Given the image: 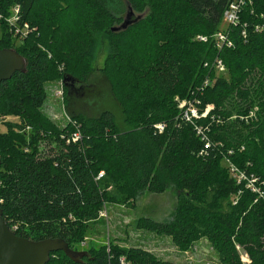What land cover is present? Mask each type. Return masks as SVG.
I'll use <instances>...</instances> for the list:
<instances>
[{
  "label": "trees",
  "instance_id": "1",
  "mask_svg": "<svg viewBox=\"0 0 264 264\" xmlns=\"http://www.w3.org/2000/svg\"><path fill=\"white\" fill-rule=\"evenodd\" d=\"M233 1L0 0L1 15L9 16L18 6L21 21L36 29L17 46L0 20V50L14 49L26 62L24 73L0 83V115L18 119L5 122L13 132L0 130V209L8 228L16 227V236L58 238L72 249L73 237L97 219L105 186L112 189L109 198L118 202L173 187L178 194L171 217L163 222L140 218L138 230L168 237L180 251L204 237L220 264H264V0H249L238 24L228 25L224 12ZM129 9L145 16L113 32ZM60 13L80 38L72 36L70 27L56 38ZM219 32L231 47H216ZM100 35L109 44L100 74L121 109L122 127L113 111L102 109L96 117L64 93L68 115L78 128L69 123L60 139L61 133L43 117L38 124L30 121L22 101L38 114L53 70L63 86L68 80L69 93L80 95L92 87L88 56ZM73 54L86 65L70 63ZM216 58L227 69L226 77L212 67ZM205 79L210 84L203 88ZM175 98L194 101L199 114L209 105L212 109L184 122ZM157 123L166 125L162 133L154 129ZM194 125L205 136H196ZM27 127V133L18 132ZM77 129L82 139L67 143ZM41 136L46 149H39ZM202 137L210 144L207 149ZM225 158L254 175L262 195L237 183L223 166ZM89 253L76 263L55 252L47 264H120L123 258L124 264H174L136 247Z\"/></svg>",
  "mask_w": 264,
  "mask_h": 264
},
{
  "label": "rangeland",
  "instance_id": "2",
  "mask_svg": "<svg viewBox=\"0 0 264 264\" xmlns=\"http://www.w3.org/2000/svg\"><path fill=\"white\" fill-rule=\"evenodd\" d=\"M145 15L132 13L130 20L142 18ZM125 19V18H124ZM56 38L61 35L62 29L70 27L72 36L81 37V33L76 30V27L70 24L69 19L64 13H60L57 17L56 23ZM11 33V32H10ZM13 34V32H12ZM14 43L19 46L23 44V40L11 35ZM198 39V36L196 37ZM16 51V50H15ZM109 51V44L107 37L104 35L98 36L94 46L91 49L90 58L91 67L94 74L89 82H92V87L84 91V93L70 92L69 87L61 85V78L54 75V70L51 73V78L46 82L44 91L46 100L39 109L38 114L33 112L29 104L23 99L25 112L30 116L29 120L35 124L39 123L40 116L47 120L48 123L56 127V131L60 132V139L67 135L66 127L69 123L77 127V123L72 121L67 112L66 99L64 93L71 96L70 100L78 99L81 102L82 109L91 115H99L102 109H109L113 111L118 127H122L121 109L117 104L113 94H111L105 79L101 77V69L104 66L106 56ZM78 67H84L86 64L79 61L76 55L69 57ZM60 61H58V64ZM63 63V62H62ZM63 64L58 65V69L64 71ZM70 70L71 67H70ZM218 76L226 77L228 72L224 67L223 73H216ZM254 74V73H252ZM251 74V75H252ZM77 86V83H74ZM77 88V87H76ZM62 90L63 97L58 95ZM17 100V97H16ZM2 110V108H1ZM18 119L14 116L6 117L0 115V130L10 132V127L5 122H16ZM13 132V130H11ZM29 127L25 130H18L19 133H27ZM41 141L44 136H41ZM46 149V142L40 144L39 149ZM224 167L227 166L224 159ZM110 186H105V202L98 214L97 219L86 222L81 230L73 237L72 250L78 252H86L87 256L90 250L106 248L107 251L113 247L121 250H129L130 248H141L151 252L156 257L172 262L174 264H220L216 252L204 237H199L194 240L189 248L185 251H180L171 242L170 238L164 236H157L154 233L141 231L136 228V223L140 218L148 217L158 222L168 220L176 206L178 191L170 187L163 194H150L148 192H139L137 194L127 195L128 198H123L121 202L109 198L108 192L111 191ZM114 196V195H113ZM241 259L246 262V256L239 250ZM124 262V258H123Z\"/></svg>",
  "mask_w": 264,
  "mask_h": 264
},
{
  "label": "water",
  "instance_id": "3",
  "mask_svg": "<svg viewBox=\"0 0 264 264\" xmlns=\"http://www.w3.org/2000/svg\"><path fill=\"white\" fill-rule=\"evenodd\" d=\"M132 10L129 9L123 23L111 30L113 32L125 29L135 20H130ZM26 71V62L14 49L0 50V83L8 81L16 73ZM69 87L68 80L64 79ZM1 165V160H0ZM63 252L73 262H81L87 256L86 252H78L69 248L68 244L58 238H47L32 241L16 236L7 226L0 209V264H47L50 254Z\"/></svg>",
  "mask_w": 264,
  "mask_h": 264
},
{
  "label": "built area",
  "instance_id": "4",
  "mask_svg": "<svg viewBox=\"0 0 264 264\" xmlns=\"http://www.w3.org/2000/svg\"><path fill=\"white\" fill-rule=\"evenodd\" d=\"M250 3L249 0H234L226 11L224 12V20L226 24H232L236 25L239 22V14L241 11L242 6L247 5ZM0 20H4L5 24L7 25L9 31L11 32V35L14 34L15 37H18L20 39H25L31 32L35 31L36 29H31L29 24L26 22L21 21L20 13H19V7L13 6L10 9V15L9 16H3L0 14ZM256 30H259V27H256ZM13 32V34H12ZM242 35L245 37V32H242ZM215 38L217 40L216 47L221 49L224 45L227 47H231L230 41L227 39L225 35L222 34V32H219L215 35ZM198 40L205 42L207 41L206 37L198 36ZM208 64L206 63L205 66ZM212 67L219 73L224 72V65L222 64V61L218 58L214 60L212 63ZM210 84L209 79H205L202 83V87L205 88ZM61 85L63 86V82H61ZM58 95L60 97H63L62 90L58 92ZM176 104L178 109L180 110V119L184 122L192 123L194 120L200 119L201 117H205L208 112L212 109V106H207L202 114H199L198 109L194 103V101H188V100H179L178 98H175ZM154 129L158 133H162L166 127L164 123H157L154 126ZM194 130L196 136H205L203 130L201 127H198L194 125ZM69 138H67L66 142L69 143L70 141L72 143H76L82 139L81 133L77 129L75 132L69 134ZM202 139L205 141L204 148L207 149L210 144L206 141L205 137H202ZM231 150L228 151V154H231ZM226 164L228 167V170L230 174L235 178L237 183L245 182L246 188L250 189L252 192L257 193L258 195H262L260 189L257 185V178L254 175H246L243 171L239 170L234 164L230 162L229 159H226ZM103 176V172L98 174L96 177V181L99 180ZM16 230V227L14 226L12 228V232ZM120 264H124L123 259L120 260Z\"/></svg>",
  "mask_w": 264,
  "mask_h": 264
}]
</instances>
